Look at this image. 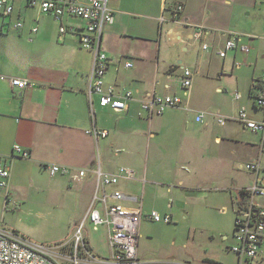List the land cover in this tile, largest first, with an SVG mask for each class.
Returning <instances> with one entry per match:
<instances>
[{
    "label": "crops",
    "instance_id": "1",
    "mask_svg": "<svg viewBox=\"0 0 264 264\" xmlns=\"http://www.w3.org/2000/svg\"><path fill=\"white\" fill-rule=\"evenodd\" d=\"M221 3L107 0L114 20L101 35L100 48L109 59L103 80L119 91L133 92L127 108L117 112L101 107L98 95L92 94L90 99L87 94L94 54L80 47L76 33L58 32L61 24L68 30H79L84 21L65 16L58 22L39 8L27 6L24 0H14L13 15L0 18V167L10 169L9 191L13 189L20 201L32 200L33 193L67 197L72 202L71 213L82 214L86 209L81 220L86 221L96 188L94 172L100 168L101 173L116 174L121 167H129L135 171L132 179L119 178L116 185L106 188L108 192L112 188L120 191L124 206L140 205L143 212L152 200L153 205L162 206L163 215L172 217L176 209L200 205L220 191L229 197L233 210L237 193L247 184L229 183L228 178L221 184L223 179L219 180L213 166L217 145L225 139L242 142L239 137L232 138L234 134L227 128L214 130L219 116L230 118L238 112L234 113L221 96L228 91L227 78L235 76L228 72L217 50L223 47L222 37L235 39L239 35L218 21ZM177 4L182 5L178 14L174 10ZM15 19H21L23 27L11 29ZM35 26L38 29L32 32ZM192 26L204 27L201 40L193 37L196 31ZM198 42L199 57L194 61L191 57ZM203 44L208 48L203 49ZM128 61L131 67H125ZM183 68L192 72L186 91L178 82ZM12 79L24 80L26 85H13ZM237 93L241 98L236 91L231 98ZM153 94L178 95L182 106L149 117L141 101ZM93 130L107 134L94 135ZM14 145L28 157L12 151ZM257 162L264 167L260 158ZM49 164L67 171L52 176L45 167ZM239 166L244 165L240 162ZM81 169L85 175L75 177ZM109 201L116 203L113 198ZM225 207L223 204L220 210ZM95 208L100 210L101 204L97 202ZM76 226V222L69 226L67 238L51 244L70 240ZM100 227L105 231L102 238L83 236L91 249L88 253L97 259L108 257L111 251L108 226L99 225L95 231Z\"/></svg>",
    "mask_w": 264,
    "mask_h": 264
},
{
    "label": "built area",
    "instance_id": "2",
    "mask_svg": "<svg viewBox=\"0 0 264 264\" xmlns=\"http://www.w3.org/2000/svg\"><path fill=\"white\" fill-rule=\"evenodd\" d=\"M29 7H37L42 14L51 15L58 22L63 17L73 16L84 21L83 28L73 31L68 26L61 24L58 32L64 34L72 31L78 36L80 47L91 51L94 54L91 71L88 78V96L98 95V103L103 108H111L121 112L127 108V102L132 98L133 92L129 89L119 91L114 84H106L103 80L109 63L108 57L103 53L101 47V35L106 25H110L114 20V13L107 7V0H24ZM175 13L182 10V5L175 6ZM14 13V0H0V18L11 17ZM23 27L21 19H15L11 24V29L17 30ZM195 28L193 37L201 40L205 29L202 26H192ZM36 26L31 29L35 32ZM251 39V38H250ZM203 49L208 45L203 44ZM239 47L244 54L250 51V47L241 43L240 36L235 39L227 38L223 47L217 50L220 58H225L227 50ZM237 63L236 66H239ZM125 67H131L132 62L124 63ZM180 87L186 91L191 86L192 72L183 68L178 76ZM13 85L25 86L24 80L12 79ZM259 85L254 93L253 102L255 108L262 111L261 117L249 115L245 107L240 106L234 117L227 118L219 116L218 122L232 119L238 122L244 130H249L258 136L260 152H264V73L253 82ZM238 99L240 95H234ZM182 106V100L178 95H156L153 94L141 101V108L145 110L149 117L161 114L168 108ZM197 120L200 117L196 118ZM94 135L106 136V131L93 130ZM18 152L22 158H27L28 153L22 151L18 145L13 146V150ZM50 175L63 173L66 168L49 164L45 166ZM244 168L255 173L253 184L244 186L237 193L236 206L234 212L233 240L235 245L230 250L236 253L238 264H259L264 260V167L257 161H250L244 164ZM9 167H0V188L5 192L9 185ZM84 169L77 171L75 177L81 178L85 175ZM135 171L129 167H121L116 174L101 173L100 168L94 172L96 177V188L92 203L86 215V219L92 223L94 230L99 225H107L109 235L107 241L110 247L108 257L97 259L90 255L84 248V238L82 231L84 221L77 226V230L70 240H64L55 244H43L35 242L15 230L0 228V264H144L138 259L137 238L139 236V223L144 216L140 205L135 208L122 205L120 201L123 194L112 188L109 192L107 187L116 185L119 178L132 179ZM8 194V192H6ZM113 198L116 203L110 202ZM99 202L101 209L94 208V203ZM146 217L153 221L169 223L172 217L169 214L161 215L152 210ZM80 253L85 260L79 258ZM86 263H82L83 261Z\"/></svg>",
    "mask_w": 264,
    "mask_h": 264
},
{
    "label": "rangeland",
    "instance_id": "3",
    "mask_svg": "<svg viewBox=\"0 0 264 264\" xmlns=\"http://www.w3.org/2000/svg\"><path fill=\"white\" fill-rule=\"evenodd\" d=\"M220 1L222 3L218 7V21L226 23L230 31L239 34L241 43L250 47L247 54L238 48L235 56L232 54L235 49L227 50L224 58L225 67L228 72H233L235 78H227L228 91L225 90L221 96L226 105L230 109L233 108L234 113L243 105L249 115L259 117L263 112L258 109L257 112L255 111L252 104L253 97L249 92L253 90L252 79L260 78L264 73V0H229L228 4L224 3L226 0ZM226 38L222 37V45ZM207 42L210 45L211 42L209 40ZM200 46L201 42L196 43L197 49L191 60L198 61L199 53L196 50L199 52ZM183 58L187 59V55ZM237 63H241V66L235 68ZM235 91L241 94V98L236 101L230 96ZM223 128L234 134L232 138L239 137L242 142L235 143L225 139L216 146L213 166L220 175L219 180L223 179L221 184L228 181L253 184V173L244 166L241 168L239 163L244 165L250 161H258L260 158L264 165V152L261 155L257 146L258 136L249 130L243 131L242 126L232 120L217 122L214 130L219 132ZM249 142H257V144L252 145ZM251 145L254 147L251 148ZM6 192L0 188V228L18 231L19 234L39 243L51 245L61 237L67 238L69 226L74 222L78 226L86 214V209L82 214L71 213L72 202L67 197L61 199L58 196L53 197L50 193H33L35 197L32 200L20 201L13 189L9 191V185ZM10 193L14 196H10ZM223 204L226 207L221 211ZM152 209L163 215L162 206L158 203L153 205L152 200L148 206L143 207V213L148 214ZM145 215L140 220L137 238L138 259L144 264H238L236 253L230 250V247L235 245L233 240L235 215L231 210L229 197L220 191H215L200 205L182 206L176 209L169 223L153 221ZM75 217L77 218L74 219ZM104 232L103 227H100L99 231L93 230L92 223L86 219L82 236L88 235L91 239L93 237L100 239ZM77 256L85 260L80 253ZM259 264H264V260Z\"/></svg>",
    "mask_w": 264,
    "mask_h": 264
},
{
    "label": "trees",
    "instance_id": "4",
    "mask_svg": "<svg viewBox=\"0 0 264 264\" xmlns=\"http://www.w3.org/2000/svg\"><path fill=\"white\" fill-rule=\"evenodd\" d=\"M254 80H255V79L253 78V82H254ZM253 82H251V85H252V87H253V90H250L249 95H251V97L254 98V93L256 92V89L259 87V85H254ZM253 98H252V99H253ZM252 104H253V106H254V108H255L254 102H252ZM146 215H147V214H146ZM83 248H84L87 252L91 250V249L89 248V246L87 245V243H86L85 240H84Z\"/></svg>",
    "mask_w": 264,
    "mask_h": 264
}]
</instances>
